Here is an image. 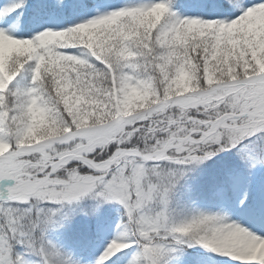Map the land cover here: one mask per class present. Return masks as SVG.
Instances as JSON below:
<instances>
[{
  "label": "snow or ice",
  "instance_id": "snow-or-ice-1",
  "mask_svg": "<svg viewBox=\"0 0 264 264\" xmlns=\"http://www.w3.org/2000/svg\"><path fill=\"white\" fill-rule=\"evenodd\" d=\"M0 264H264V0H0Z\"/></svg>",
  "mask_w": 264,
  "mask_h": 264
}]
</instances>
